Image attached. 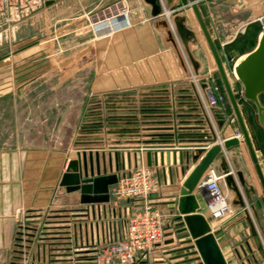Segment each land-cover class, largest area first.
Masks as SVG:
<instances>
[{
    "label": "crops",
    "instance_id": "crops-1",
    "mask_svg": "<svg viewBox=\"0 0 264 264\" xmlns=\"http://www.w3.org/2000/svg\"><path fill=\"white\" fill-rule=\"evenodd\" d=\"M4 1L0 0V25L10 19V9L3 8ZM116 1L118 0H32L33 6L28 7L23 2V7L17 8V17L31 8L34 9L35 18L40 17L43 20L49 17V35L35 40L34 43L20 46L14 55L5 54L2 63L17 60L18 63L23 62L26 65L32 58L35 64L39 62L40 65L42 62L39 60L44 52V60L47 58L48 60L43 62L51 64V60L57 56L58 36L64 33L67 35L71 33L73 37H76L70 42L66 41L67 45L71 44L69 48L72 49L73 65L77 64L79 56L82 58V63L87 62L88 65L95 63L92 59H95L96 53L99 59L93 67L90 91L82 92L81 101L75 104L78 112L81 113V128L75 134L68 136L64 144L56 139H50L43 146L0 151L1 253H5L10 247L11 241L15 238L17 226L26 222L36 224L33 233L35 241L38 238L61 240L66 239L63 237L70 236L68 238L71 242L70 246L63 247L71 248L62 250L64 252L60 253H75L73 234L76 231L77 239L81 232L84 236L83 230L80 231L77 226L81 223L83 226L87 225L88 229L91 223L98 220V217L110 215L107 203L109 199L81 202L79 191L68 192L64 186L60 185L61 176L68 162L76 158L77 149H85L86 153L91 149L93 155L96 150L99 154L105 153L106 174L117 173L118 175L130 164L133 166L138 146L154 147L146 148L141 156L138 152V165L144 164L157 176L158 190L151 195V199L168 215L171 222H176L178 215L176 205L170 201L176 200L182 182L206 150L201 153L196 162L191 161V154L195 146L208 148L212 145L199 140L205 139L208 131L201 119L196 117L192 106L177 96L181 94L170 91V84L184 76V68L176 49L166 39L165 29L157 26L156 20L151 17L149 4L144 0H123L129 11V25L112 32L110 30L97 32L90 27L86 17ZM198 1L202 6L199 9L218 52L226 56V48L235 40L232 27L235 21H239L233 18L236 0ZM166 7L177 9L174 15L185 16V25L195 34V40L189 43V48L198 62L197 72L200 75L211 73L214 76L215 63L209 54L202 33L199 34L194 27L197 21L188 0H172ZM59 16L65 20V25L60 28L57 27L61 20L58 19ZM61 30L62 33L58 34ZM3 36L4 30L0 31V39ZM78 36L81 39H78ZM245 54L238 56L235 63ZM228 56L230 60L234 59L232 54ZM9 93L10 91H0V98L9 96ZM169 102L172 106V117L167 118L164 116L165 110L158 109L168 108ZM229 106L227 105L222 115L217 116L218 120L228 119L229 108H231ZM143 121L162 122L144 124ZM165 121H173V123ZM236 132H234L233 122L223 128L225 137H230ZM248 132L254 146L255 140L249 128ZM243 142L240 140L238 145L225 149L224 153L229 165L235 170H241L245 175L241 167L244 160L238 158V154H242ZM108 153H111V172L108 170ZM188 153L189 162L185 161ZM115 164L119 167L118 171L115 170ZM211 167L219 171L217 158ZM176 170L177 178H175ZM102 174L100 171V175ZM220 185L225 188L223 181ZM250 186L247 185V187ZM198 199L197 211L201 213L205 203L201 197L198 196ZM121 206L116 208L117 215L121 211ZM219 223L222 225L218 226L220 229L218 233L214 232V236L228 264H249L248 257L261 258L251 235L250 238L244 236L245 228H249L245 218L237 216L235 219L223 220ZM167 233L166 242L171 232L168 230ZM247 243L252 247V252L244 255L241 247L246 249ZM237 251L241 254V258ZM30 253L32 254V250ZM57 257L59 258L56 259H63L67 256L62 254ZM40 263L42 264L41 261Z\"/></svg>",
    "mask_w": 264,
    "mask_h": 264
},
{
    "label": "rangeland",
    "instance_id": "rangeland-1",
    "mask_svg": "<svg viewBox=\"0 0 264 264\" xmlns=\"http://www.w3.org/2000/svg\"><path fill=\"white\" fill-rule=\"evenodd\" d=\"M23 2L28 7L33 6L32 0H5L2 3L3 8L10 9V19L0 25V31L4 30V36L0 39V91H10V93L9 96L6 95L4 98H0V151L3 149L15 150L17 148L43 146L50 139H56L59 143L64 144L68 136H72V133L75 134L81 128V113L78 112V107L75 104L81 101L80 95L82 92L90 91L89 85L93 76V67L99 59L96 53L95 59H92L95 63L88 65L87 62L82 63V58L79 56L77 64L73 65L72 49L69 48L71 44L67 45L66 41L70 42L72 38L76 37H73L71 33L68 35L66 33L61 34L62 29L58 31L61 36H58L57 56L51 60V64L50 62H43L48 60V58L44 60V52L40 60L38 58L42 62L40 65L39 62L35 64L32 58L26 65L23 62L18 63L17 60L2 63L5 54L14 55L20 46L34 43L35 40L49 35V17L43 20L40 17L35 18L34 9L32 8L25 10L24 16L17 17V8L23 7ZM198 2L200 7V1ZM235 4L233 18L239 21H235L232 27L233 31L235 32L240 24H247L238 30L234 37V39H238L237 45L234 47L228 46L226 56L220 54V52L219 54L233 91L237 93V97H241L242 86L233 73V65L238 56L251 51L258 42L264 24V17H262L264 15V0H236ZM261 17L260 20L256 19ZM62 18V16L58 17L59 20L61 19L57 24L58 28L65 25V20ZM194 27L201 34L198 23H195ZM77 38L81 39L80 36ZM95 49L97 51V48ZM208 51L211 55L209 48ZM228 53L234 56L233 60H230ZM214 77L224 91L217 72ZM2 107L4 108L2 109ZM239 107L245 125L247 124L246 127L249 128L254 137L255 151L264 174V132L263 130L260 132V129H258L260 126L256 119V109L251 101L244 98L240 100ZM229 109L230 115L231 108ZM226 113L228 112L226 111ZM231 122H233L234 132H239L236 120L233 118ZM35 137L36 140H34ZM241 141L243 142L242 139ZM243 157L244 159H242ZM238 158L244 160L241 167L245 172L246 185L249 184L254 189L253 192H250L249 198L243 196L246 199L247 208L251 211L253 206L264 224V192L244 142L242 144V154L239 153ZM223 190L232 202L233 192L229 191L226 186ZM243 195H245L244 192ZM235 208L236 212H241L224 221L235 219L237 216L244 218L243 209L237 206ZM201 213L206 218L209 217L206 208L201 209ZM177 223L178 221L172 222L168 241L160 245V249L157 251L158 255L162 256V260L155 263L191 264L194 261L196 263L200 261L199 258L196 259V254H192L193 248L190 247L192 241L187 240V233L181 232ZM211 224V231L214 235V232L218 233L220 229L218 226L222 224L217 220H211ZM35 228L36 224L31 222L20 223L17 226V232L15 238L11 241L10 247L5 253L0 251V264H19L21 259H24V264H37L35 257L37 245H47L45 248L48 250L49 242L40 243L41 240H48L45 238H38L35 241L36 238H33ZM244 231L245 238H250L249 228L246 227ZM31 250L32 254L34 253L33 256L30 254ZM21 255L22 258L17 257ZM44 264H47V262ZM253 264H264V260L257 258Z\"/></svg>",
    "mask_w": 264,
    "mask_h": 264
},
{
    "label": "built area",
    "instance_id": "built-area-1",
    "mask_svg": "<svg viewBox=\"0 0 264 264\" xmlns=\"http://www.w3.org/2000/svg\"><path fill=\"white\" fill-rule=\"evenodd\" d=\"M160 1L163 6V11L159 17L167 20L168 27L174 37L184 65V76L180 80L173 81L170 84V91L172 90L173 93L177 92V94H181L177 96H180L185 100L183 102H186L195 110L196 117L201 119V122L208 131L205 139L211 137L212 132L216 134V140L206 141L212 144L209 146L212 147L217 143L222 145L223 141L228 138L221 134L223 128L229 125V118L223 120L221 128H218L216 121L218 120L217 116L220 114L222 115L227 105H229L226 93L215 81L213 74L208 73L200 75L197 70L194 69L172 21V17L177 9H169L164 5V0ZM128 13L129 11L124 1L118 0L95 11L86 18L93 30L97 32L110 30L112 32L129 25ZM262 17H264V15H262ZM262 17L256 19L260 20ZM106 21L108 23H105ZM246 24L247 23L241 24L235 31L233 37H235L238 30L243 28ZM172 102L173 104L175 103L174 100ZM167 106L168 108L158 110H165L163 111L164 116L170 118L172 117L171 102H169ZM165 122L173 123V121ZM144 124H146V122H144ZM233 136L241 140L240 131L230 137ZM210 147L195 146L194 152L198 148L207 151ZM146 148L154 147L138 146L135 152V162L133 166L130 164L127 169H124L122 172L123 174H118L117 181L109 185V201H107V203L109 204L110 215L98 217L95 223L89 225V230L87 229V225L83 226L80 223L77 226V229L80 231L83 230L84 236L82 232L79 235V230L78 239L75 238L77 237L76 231L73 234L75 253H60L64 252L62 250L71 248L63 247L70 246L71 242L70 239H68L70 236L63 237L66 239L61 240L50 239L53 241L49 242L48 250L45 248L46 250L43 252V255L42 250L40 251L39 249L45 263L161 264L155 263L156 261L162 260V256L158 255L159 253L157 251L160 249V245L166 242L167 231L171 230L173 221L171 222L168 219V215L158 208L151 199V195L158 190L157 176L144 164L138 165L137 154L139 152L141 156ZM223 178L224 174L209 166L197 184V187L204 189V197L202 199L205 201L206 210L209 213L207 220L211 228V220L223 221L241 212H236V208L233 206L231 199L228 198L227 193L221 187L220 183L223 181ZM119 205L122 206L119 215H117L116 208ZM62 254L67 257L56 259L59 258L57 256H62Z\"/></svg>",
    "mask_w": 264,
    "mask_h": 264
},
{
    "label": "water",
    "instance_id": "water-1",
    "mask_svg": "<svg viewBox=\"0 0 264 264\" xmlns=\"http://www.w3.org/2000/svg\"><path fill=\"white\" fill-rule=\"evenodd\" d=\"M144 1L150 5L151 17L156 20L157 26H161L165 29L167 41L170 42L176 49L181 60L174 37L168 27L167 20L159 17L161 12L163 11L161 1ZM171 2L172 0H164V5H170ZM188 4L193 11L201 33L210 50L216 67L215 71L219 75L223 89L228 98L231 107V114L229 115L228 123H230L233 118L238 123V127L241 132V139L244 141L247 147L252 164L264 192V174L255 148L251 141V137L245 125L241 109L239 107V102L242 98L251 101L256 109L257 123L264 132V30H262L256 46L251 51L246 53L245 56L242 57L236 64L233 65L234 74L242 86V96L237 97V93L233 91L215 42L211 37L209 29L201 14L198 6V1L188 0ZM172 21L194 69L197 70L198 62L193 57V54L191 53V50L189 48V43L195 40L194 32L185 25V16L179 14L173 15ZM216 123L218 128H221L223 120H217ZM221 135H224L223 132ZM216 138V134L212 132L211 137H209L208 139L199 140L214 141L216 140ZM239 142V138L233 136L225 139L222 145L217 143L210 147L198 161L190 174L182 182V185L179 188L178 195L176 196V200L170 201L173 204L175 203L176 205L178 214L176 220L178 221L177 225L180 226L179 230L181 232L184 231L187 233V240L192 241V245L190 246L191 248H193L192 254H197L196 259H200L198 263L193 264H228L215 236L211 231L209 221L204 214L197 211L199 208L198 196L201 197V199L204 197V189L197 187L198 181L205 170L209 166H211L216 158L219 160V171L224 174L223 182L226 188L234 194L232 204L243 209L244 218L248 223L254 246L260 257L264 260V224L253 206L251 207V211L247 208V204L245 201L246 199L243 197L245 196L249 198L250 192H253L254 189L252 186L247 187L243 172L239 169L235 170L234 168H232L229 165V162L224 153V149L238 145ZM202 151L203 149L201 148L196 149V151L191 154V161L196 162ZM148 156L150 157V153L148 154ZM107 160L108 170L111 172V153L107 154ZM185 161L189 162V153L186 154ZM105 162V153L99 154L98 150H96L95 154L93 155L91 149H89L87 153L85 149H77L76 158L71 159L68 162L66 170L61 176L60 185L64 186L65 190L68 192L79 191L81 202L88 203L96 201H107L109 199L108 187L109 185L117 181L118 175L117 173L106 174L107 169ZM115 170H119L117 164H115ZM100 171H102V175H100ZM94 174H96V176ZM177 175L178 172L176 170L175 178H177ZM98 180L103 182V186L101 188H98L96 186ZM243 192L245 193V195H243ZM27 247H29V245H27ZM42 247L44 250L45 247ZM241 248L243 250V253L245 254L244 247ZM246 248L248 251H252V247L249 245V243L246 244ZM37 251H39V245H37ZM253 260H255L254 257ZM247 261H249V259H247Z\"/></svg>",
    "mask_w": 264,
    "mask_h": 264
},
{
    "label": "flooded vegetation",
    "instance_id": "flooded-vegetation-1",
    "mask_svg": "<svg viewBox=\"0 0 264 264\" xmlns=\"http://www.w3.org/2000/svg\"><path fill=\"white\" fill-rule=\"evenodd\" d=\"M258 129H260V132L262 131V128L260 127H258ZM52 242L53 240H41L40 241V243H42V244H44V243H47V242ZM42 246H44L45 247V245H39V249H40V251L42 250V255H43V252L45 251V249L43 250V247ZM247 249V248H246ZM245 248H244V250H245V254L243 253V250H242V248H241V252L244 254V255H246L248 252H252V251H248V250H246ZM28 251V250H27ZM36 254H35V257H36V261H37V264H41L40 263V261L42 262V264H44L45 263V261H44V259L41 257L42 255H41V253L39 252V251H37V248H36ZM31 254V253H30ZM237 254H238V256L241 258V254L237 251ZM26 255V254H25ZM32 256H33V254H31ZM197 255V254H196ZM18 258L19 257H21L22 258V255L21 256H17ZM253 257L254 256H251V257H248L247 259H249V261H250V264H253V263H255L256 262V258H255V260H253ZM251 258V259H250ZM42 259H43V261H42ZM23 260L24 259H21V261L19 262V264H24L23 263ZM194 263H196V261H194ZM191 264H193V263H191Z\"/></svg>",
    "mask_w": 264,
    "mask_h": 264
},
{
    "label": "bare ground",
    "instance_id": "bare-ground-1",
    "mask_svg": "<svg viewBox=\"0 0 264 264\" xmlns=\"http://www.w3.org/2000/svg\"><path fill=\"white\" fill-rule=\"evenodd\" d=\"M237 63V62H236ZM235 63V64H236ZM233 73H234V71H233ZM235 75V74H234ZM96 186L98 187V188H101L102 186H103V182L102 181H100V180H98L97 181V183H96ZM205 208H206V205H205Z\"/></svg>",
    "mask_w": 264,
    "mask_h": 264
},
{
    "label": "trees",
    "instance_id": "trees-1",
    "mask_svg": "<svg viewBox=\"0 0 264 264\" xmlns=\"http://www.w3.org/2000/svg\"><path fill=\"white\" fill-rule=\"evenodd\" d=\"M237 42H238V39L236 38L229 46H236L237 45Z\"/></svg>",
    "mask_w": 264,
    "mask_h": 264
}]
</instances>
